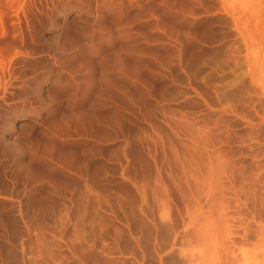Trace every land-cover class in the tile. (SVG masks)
<instances>
[{"label":"bare ground","instance_id":"6f19581e","mask_svg":"<svg viewBox=\"0 0 264 264\" xmlns=\"http://www.w3.org/2000/svg\"><path fill=\"white\" fill-rule=\"evenodd\" d=\"M102 2V18L141 6L156 13L155 55L183 80L181 97L196 110L154 103L144 94L142 81L164 79L163 62L159 74L138 66L129 78L112 73L133 92L131 117L115 105L101 134L97 127L96 135L76 133L85 136L61 143L55 155L34 151L31 166L3 162L0 264H264V0ZM47 9L45 0H0L2 105L21 93L18 64L27 60L28 34L35 33L29 28L40 26ZM124 20L109 23L100 42L136 31ZM166 22L175 33L164 31ZM97 28L102 33L106 27L101 22ZM118 46L142 52L135 40ZM74 123L84 128L77 127L80 119ZM50 135L58 140V133Z\"/></svg>","mask_w":264,"mask_h":264},{"label":"rangeland","instance_id":"374dc122","mask_svg":"<svg viewBox=\"0 0 264 264\" xmlns=\"http://www.w3.org/2000/svg\"><path fill=\"white\" fill-rule=\"evenodd\" d=\"M47 1H50V0H45L46 8H48V9H47V12H45L46 16H44V20H43L44 22L42 21L40 26L38 25V28L35 27V29H32V26L29 28V30L31 31L29 33L35 32L32 35L28 34L29 35L28 36L29 37V39H28L29 43L27 42L28 49H27V47H25V51H24L25 52L24 57L29 61L23 60L22 64L21 63L18 64V66H19L18 71L20 72L19 75L21 77L20 81L22 79L24 80V82H22L24 85L23 84H22L23 86L21 85L22 86V87H20L21 91H19L21 93L15 92L13 90L15 92V94H13L14 96L12 95V97H10L8 99V101L10 99L13 101H11V100H10L11 102L10 101L9 102L4 101L3 105H2V103H0V107H1L0 109L1 110L6 109L5 111L0 110V135H1L0 136V160L3 159L2 161H0V171H1V168L3 166V162L6 163L9 160L14 161L17 159L18 161L16 160V161H14V163L15 162L19 163V164H21V166L25 163L24 164L25 166H31L32 157H30V156L35 154L34 151L35 152L37 151L36 153H40V152L45 153V152H49V150H50V152H53L52 155H55V152L57 151L58 146L61 143H63V142L79 143L82 140V136H85V135L81 136L80 134L78 135L76 133H79V132L82 133L83 131H85V132H83L84 134H86V135L90 134L91 135L92 132H94L93 129L95 130V128L97 127L98 130L96 129L97 132L95 130V133L99 134V132H100V134H101L102 128L106 127V128H104V130H105V129H107V127H109V124H107V123L110 120L109 118L111 116H114V114H115V111H113L115 109V105H116V108L121 107L122 109H120V108L119 109L123 110L124 113L126 114V116L128 115L129 117H131V115L134 112V109H132V105L136 104V101L132 99L133 98V95H132L133 92L128 87L122 86L119 84L118 81L114 80L113 75L114 74H119V75L122 74L121 76L124 77L126 74L127 78H129L130 73L134 72L133 68L134 67L136 68L137 66L138 67L136 69L140 70L141 72L142 71L146 72L145 69H147L148 71L146 73H150L151 71H156V72L160 71L161 69L159 70L158 67H160V66L158 65V63H160V64L162 62L164 63V64H162L163 67L161 66L162 69L164 68V71H165L162 73V75L164 74L163 75L164 79H160V81L157 84L156 83L152 84L150 82L146 83V81H142L143 83L145 82L142 85L144 87H146V89L143 87L142 91L144 92V94L146 93L148 99L150 98L151 101L154 100L153 101L154 103L156 102V103L163 104V105L167 104L169 106H172L173 104H176L177 102H178V104L182 103L183 104L182 105L183 111H187V110L190 111V109H191V111L196 110L195 106L192 102H190L186 99H183L181 97L182 96V89L181 88H182V85L184 84L183 80L180 78L179 75H177V74H176L177 76L174 75L175 74V73H173L174 71L168 69L167 64L164 61L160 62V60H158V58L155 55V50H156L157 44H155L154 36H152V35H154L155 31L153 32V30H151V29H156L158 27H157V24L152 22V20H154L153 18L156 16V13L154 11L149 10L148 8L146 9L145 8L146 6H141L140 8H130L129 10H127L125 12L124 11L123 12L122 11L116 12L117 14L115 12L109 13L107 15L104 14L106 17L102 18L101 17V15L103 14L101 12L102 11L101 9L103 7L102 0H96L99 2H96L95 0H93L94 3H91V2H93L92 0L91 1L90 0L89 1L88 0H57V1L52 0L51 2H47ZM100 2H102V3H100ZM98 3L102 4V5H99ZM148 3L149 2H147V7L149 6ZM51 4H53L54 6ZM91 4H93V7ZM87 5H89L91 8ZM96 5H98L99 8ZM83 6H85V7H83ZM94 7H96V8H94ZM51 9L52 10L54 9V10L51 11ZM91 9L94 10V13H93L94 16L92 14ZM145 12H148V13L150 12V14H147ZM53 13L55 15H52ZM114 13H115V17H117L116 15H118V13H120L119 14L120 16H118L120 18V20H118V17L115 20ZM47 14H48V16H47ZM145 15L152 16V17H149V19L151 21H148L149 19L146 20ZM124 19H126L128 21L127 23L130 22L129 23V24H131L130 26L133 25L134 29H136V31L134 30V32H132V34L126 35L125 38H122L123 40L122 39L115 40V39L109 38L108 41H107V39L106 40L104 39L103 42H100L101 36L105 37V38L108 37V35H106V34H108L107 32L109 31V28L112 27V25L109 23H116V21L119 23L122 21V23H123ZM126 20H124V21L126 22ZM146 21H148V22H146ZM101 22H103V24L106 27L105 30L103 31L104 33L101 31L103 34L100 33V31H98V28H97V25ZM134 22H137V23H134ZM106 23L109 24L110 26L106 25ZM94 27H96V29ZM164 27H166V28H164V31L167 34L175 33V31H174L175 28L172 26L171 23L166 22ZM169 28H171V29H169ZM85 29H87V30L84 31ZM90 29H91V31H90ZM84 32H86V34L87 33H89V34L85 35ZM97 32L99 33V35ZM150 32H151V35H150ZM32 36L34 38H32ZM30 38H32V40ZM91 39H92V41H91ZM33 40H34V42H33ZM128 40L129 41L135 40L136 46L141 45V48H142L141 51L142 52L137 53V54L136 53H134V54L130 53L132 48H129V49L127 48L126 50L125 49L120 50L119 46H118V45H120V42L121 41L128 42ZM39 42H41V43H39ZM91 42H93L94 44L96 43L95 46L97 48H94L95 46L93 43H92L93 45L90 44ZM151 42H153V44ZM42 43H44V44H42ZM24 44H26V43H24ZM37 44H39V45H37ZM97 44L98 45L100 44V46H98ZM144 44L146 47L144 46ZM148 46H149V48H148ZM98 47H100V48H98ZM31 48L34 51H32ZM135 49H138V47H135ZM31 51H32V53H31ZM55 53L58 55H56ZM29 54H31V55H29ZM25 55H27V56H25ZM57 56H59V58ZM35 61H36V63H35ZM24 62H25V64H24ZM52 62H53V68L51 66ZM55 62H56V64H55ZM38 66L40 67L39 70H38V68H39ZM118 67H121V68H118ZM141 68H142V70H141ZM156 68H157V70H155ZM30 69H32V70H30ZM34 70L36 71V73ZM117 70H118V72H117ZM26 72H27V74H26ZM156 72H155V75H157ZM43 73H45V74H43ZM112 73H114V74H112ZM24 74H25V77H28V78H25ZM31 74H33L34 76L36 74V76L35 77L31 76ZM39 74H41V76ZM158 74H159V72H158ZM160 74H161V72H160ZM49 76H50V78H49ZM26 79H28L27 82H26ZM56 79L58 81H56ZM52 80H54L55 82ZM170 80H171V82H170ZM39 81H41L43 83L42 84L43 90L41 91L42 97L39 98L40 100L38 99V95H39L38 86L41 85V82H39ZM173 81H174V83H173ZM28 83H31V84H29V87L27 86ZM32 83H35V84L37 83V84H36V86L33 84V86H32L33 88H32L31 87ZM167 83H171V84H167ZM173 84H175L176 86H172ZM25 85H26V87H25ZM47 85L49 86V88ZM56 85H59V87H57ZM178 85H180V86H178ZM60 86H61V88H60ZM149 86H150V88H149ZM165 87H166V89H165ZM46 88H47V90H46ZM27 89H29V90H27ZM22 90L25 93H27L26 96L24 95L25 94L24 92L22 94ZM51 90H53V91H51ZM174 90H175V92H174ZM30 92H34V93H31L32 94L31 95V94H29ZM18 94H19V98L21 100H19ZM20 94H21V96H20ZM148 94H149V96H148ZM28 95H30L31 98ZM162 95H163V97H162ZM23 100H25L24 103H22ZM32 101L35 102L36 105L35 104L33 105ZM15 103H18V104H15ZM25 103H28L29 106ZM30 103H32V106ZM41 104H42V106H40ZM22 105L25 107H29V108L27 109L25 107H22ZM44 105H45V107H44ZM139 106L137 108H139V110L141 111L143 109V107L142 106L139 107ZM30 107L32 109H34L35 107L36 108H35V110H32ZM40 107H41V109H40ZM193 107H194V109H193ZM37 108H39V109H37ZM8 109H11V110H8ZM7 110L9 111V113H7L8 112ZM38 112L40 115L38 114ZM141 113H142V111L140 112V114ZM12 119L16 120V124H15L16 127L13 126L12 124L8 123ZM74 119L75 120L76 119L81 120L82 124L80 126H77L80 128L82 126L84 127V128L82 127L83 129H80L81 131H78L75 128V125H74L75 120ZM88 122H89V124H88ZM7 124H8V126H7ZM31 124H33V125H31ZM102 124L104 127L102 126ZM23 125H25V126L23 127ZM85 126L87 127V129H85ZM88 128H90V130ZM51 129H53V130H51ZM88 130L91 133L87 132ZM76 131H78V132H76ZM39 132H41V133H39ZM8 133H10V135H11V137L9 139H7V137H6V135ZM42 133L44 136L42 135ZM52 133H53V135L54 134L57 135V133H58V140L55 142L50 140V138L48 139L50 134H51L50 137L52 136ZM63 133H65L66 137ZM95 133H93L92 135H94ZM45 134H47L48 136H46ZM74 135L77 137L75 138ZM60 137H62V138H60ZM43 139H45V140H43ZM67 140H69V141H67ZM44 145H45V147H44ZM3 148H4V150H3ZM53 149H54V151H53ZM4 151H5V153H3ZM23 151H25V154ZM15 153H16V155H15ZM19 153L21 155H19ZM5 154H7V155H5ZM9 158H11V159H9ZM4 160H6V161H4Z\"/></svg>","mask_w":264,"mask_h":264}]
</instances>
